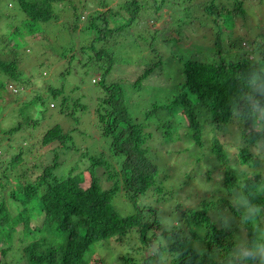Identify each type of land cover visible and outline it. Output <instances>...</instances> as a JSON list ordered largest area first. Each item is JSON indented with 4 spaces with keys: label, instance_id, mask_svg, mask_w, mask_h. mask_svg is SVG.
Returning a JSON list of instances; mask_svg holds the SVG:
<instances>
[{
    "label": "trees",
    "instance_id": "obj_1",
    "mask_svg": "<svg viewBox=\"0 0 264 264\" xmlns=\"http://www.w3.org/2000/svg\"><path fill=\"white\" fill-rule=\"evenodd\" d=\"M2 1L0 102L4 103L10 96L9 83L20 79L18 67L28 54L25 45L28 41H41L39 25L62 21L58 9H70L76 30H79L78 21L84 22L90 16L91 29L98 23L105 24L106 27L97 28L99 36L95 40L100 43L111 32L117 34L127 27L123 25L110 31L107 20L102 21V17L113 14V21L126 19L131 23L148 3L153 1L156 5V0H128L125 7L116 9L108 0V4L104 0H9L6 5ZM202 1L162 0V4L181 15L192 6H199L196 13L208 22L205 28L217 29L216 33L207 31L215 36L214 47L220 52L222 32L228 35L230 46L236 19L245 28L248 25L246 1ZM82 8L89 12L78 16ZM15 14L19 21L16 25ZM263 46L264 35L252 40L250 53L259 55L255 62L239 56L234 62L188 60L183 63L179 93L168 104L152 105L145 113L146 117L157 114L158 130L150 132L154 138L165 134V143L159 145L155 141L151 145L163 146L167 148L165 151L148 145L151 134L147 135L145 128L131 119L122 87L105 83V76L114 65L113 54L103 48L95 50L92 44L79 48L80 54L93 52L95 63L102 62L97 66L104 71L103 78L98 80L102 83L103 97L99 100L97 97L93 115L101 136L108 141L109 156L105 158L104 153L92 156L89 150H81L73 141L78 129L64 130L56 121L42 134L40 145L46 151L42 156L34 155L32 132L40 131L42 122L35 116L41 112L39 105L43 106L44 102L37 91L36 98L22 103L19 112L25 108L26 115L32 113L25 116V125L19 123L9 131L0 127V242L4 244L0 248V264H5L15 240L20 252L13 251L12 261L17 264H82L89 250L106 241L112 246L128 241V253L119 256L120 264H264ZM151 71L146 69L136 79L135 87L139 88ZM68 75V70L61 74L63 78ZM46 91L52 99L60 98V113L66 118L72 117L66 107L64 83L56 88L49 86ZM49 106L54 108V104ZM81 107L78 101L73 103L74 110ZM6 108L0 103V121L5 117ZM257 111H261L258 115L261 122L257 124L260 132L248 126L256 122ZM8 113L15 114L12 109ZM174 119L179 122L172 127ZM234 123L239 126L238 133L229 134L231 145H227L219 140L216 132ZM207 127L212 130V137L205 141ZM15 135L18 140L10 143ZM192 148H197L196 155L188 154ZM198 149L202 154H198ZM59 151L79 157L65 175H57L62 165ZM158 152L165 157L157 156ZM180 153L187 161L197 157L196 163L206 168L193 171H205L208 181L213 172L220 174L221 182L214 183L213 193L196 196L192 184L199 177L198 172L195 176L187 175L188 182L174 179L173 173L185 165L179 158ZM231 160L236 162L234 166L230 165ZM82 164L86 167L82 168ZM181 195L192 197L195 205L183 209ZM121 202L129 208V212L124 208L127 214L119 212ZM224 206L239 221L238 225L228 226L213 220V211ZM240 226L245 232L242 246L235 236ZM92 262L106 264L100 258Z\"/></svg>",
    "mask_w": 264,
    "mask_h": 264
},
{
    "label": "rangeland",
    "instance_id": "obj_2",
    "mask_svg": "<svg viewBox=\"0 0 264 264\" xmlns=\"http://www.w3.org/2000/svg\"><path fill=\"white\" fill-rule=\"evenodd\" d=\"M84 2L85 0H80ZM150 0H148L149 2ZM203 2L202 0H200ZM244 8L247 9V26H243L239 19H236V29L231 33L230 46H228V35L222 32L221 48L220 52L216 50L218 47H214L215 36L217 29H209L207 23L202 21L197 15L196 11L200 8L196 5L192 6L190 10L188 9L182 15L177 11L166 7L162 4V0H156V5L154 2H150L146 7L138 14L136 19L131 23L127 22L126 19H119V21H113V14L102 17V21L108 23L109 30L120 28L121 32L110 33L111 35L100 43H97L95 39L99 36L97 33V28L106 27L103 23H98L96 28L89 26L92 22L91 16L88 20L84 22L78 21L80 24L77 28H74L73 15H69L70 9H58L57 14L62 19L59 18L58 24H47L39 25L40 40H34L25 45V55L21 60L20 68L18 70L21 72L19 76V81L17 83H9L12 88H10V96L7 99V103L0 102L6 105L5 117L0 121L1 129L9 131L14 128L17 124L25 122V116H32L25 114V108L22 112V103H29L32 101L33 97H37V91H40V97L43 99L44 105H39L41 112L35 116V118L40 117L41 124L38 127L40 131L36 130L32 132L34 135V140H32L33 154L39 155L44 153L46 150L40 145L42 140V134L44 131L51 127L52 124L56 123L61 125L64 130L77 128L76 134L74 135L73 141L81 149L91 152V155H98L99 153H104V157L108 158V141L101 136L100 128L95 122L94 111L98 100L103 97V91L101 89V84L98 80L104 76L103 68H99L97 65L102 64L95 63L93 58V52H88V54H80V49L87 47L90 44L94 46V49H105L107 52L113 54L114 65L108 75L105 77V83L118 84L123 90V101L128 108L129 115L134 122L141 124L146 130V134H151L150 140L147 142L149 146L154 147L159 151H165L167 148L163 146L151 145L155 141L162 145L165 143L164 136L154 138V133L150 131L158 130L159 119H157V114L151 116L145 115L147 111L152 109V105L168 104V102L179 93L180 85L182 81V69L183 63L188 60H194L203 63L220 62L221 60L226 62H234L239 56H244L249 60L255 62L259 55H252V40L258 35L263 37L264 35V5L260 1L264 0H245ZM79 2V0H75ZM110 6L117 7L116 9H121L125 7L128 0H108ZM104 4H108L106 0L103 1ZM2 4H9V0H3ZM206 6V5H205ZM3 7V6H2ZM189 8V7H188ZM106 11V10H104ZM13 14L15 13L12 10ZM88 9L82 8L78 11V16L88 13ZM125 16V14H124ZM16 22L18 24L17 15L15 14ZM82 21V19H81ZM72 26V30H70ZM7 28V25L3 26ZM75 32H74V31ZM68 31V32H67ZM262 38H260L261 40ZM59 48L62 46L61 49ZM41 47V48H39ZM264 47V46H263ZM80 48V49H79ZM249 53L247 54V52ZM72 55V56H71ZM92 57V58H91ZM261 65V63L259 64ZM151 69L149 76L142 82L141 86L135 87L136 79L146 70ZM68 70L69 75L67 77H62L61 74ZM96 81L95 83H92ZM98 81V82H97ZM62 83L65 85V97L68 98L67 106L68 111L71 112L72 117H64L60 109V98L58 100L52 99L47 90L49 86L58 87ZM75 101L79 102V106H82L79 110H74L73 103ZM54 104V108L49 106ZM14 111V116L9 115L8 111ZM75 111V112H74ZM74 112V113H73ZM261 111H257L255 114L256 122L249 124V128L252 131L260 132L261 129L257 125L260 119L258 115ZM264 115V111L262 112ZM19 114V115H18ZM182 117V116H181ZM180 118V117H179ZM261 118V117H260ZM262 119V118H261ZM47 121L46 123L43 121ZM264 120V119H263ZM179 119H174L171 122L172 127H175ZM261 122V121H260ZM24 124V123H23ZM186 124V122H184ZM25 125V124H24ZM26 127V126H24ZM140 127V126H139ZM239 126L236 123L231 124L222 130L217 131V136L219 140L223 143L230 144V137L236 136L238 133ZM204 140L208 141L212 134L210 128H204ZM4 137V134H3ZM16 135L10 140V143L16 142ZM23 146L26 142H22ZM18 144H20L18 142ZM208 145V144H207ZM71 146V144H68ZM6 147V146H4ZM197 148H192L190 155L194 154ZM38 152L36 153V151ZM176 150V149H175ZM233 151V150H232ZM1 152V150H0ZM36 153V154H35ZM202 154L198 149V154ZM59 170L57 175L67 174V169L73 167L77 164L79 157L76 154H72L68 151L61 152ZM187 154V155H188ZM1 155V154H0ZM46 155V154H45ZM157 156L165 157L164 153H157ZM166 157H168L166 155ZM48 158V155L46 156ZM179 158L184 160L185 165L182 166V170L174 172V179L178 181H186L187 175L195 176L194 173L198 171H193L194 168L200 169L206 166L202 163L197 164V157L190 160L186 159L180 153ZM233 158L236 159L235 156ZM171 159V158H170ZM195 161V162H194ZM86 161H84L85 163ZM172 163H174L172 161ZM236 163L231 160L230 165L234 166ZM81 167H86L84 164ZM162 167V166H160ZM222 168V167H221ZM176 169V168H175ZM195 169V170H196ZM193 171V172H192ZM205 171H200L199 177H197L192 186L195 189L196 196H207L205 193H213L214 183H220L221 178L219 173L213 172L210 176V181L207 180V174L203 173ZM78 172H75V174ZM169 172L168 174H171ZM177 173V174H176ZM218 188H221L218 185ZM224 189L221 191V196H225ZM220 193V191H219ZM218 193V194H219ZM219 196V195H218ZM191 199V200H189ZM191 198H187L186 195H181V202H183V209L191 208L190 205L194 206L195 201ZM117 202L120 203L119 200ZM122 204V202H121ZM119 204V212L124 215V208L128 210L129 208L125 205ZM213 220L223 223L228 226H235L239 224V221L233 217L230 209L226 206L224 208L213 211ZM264 222V218H262ZM264 232V226H261ZM20 229V228H19ZM264 235V233L262 234ZM236 238L239 240L240 246L245 241V232L242 227L236 231ZM127 238H129L127 236ZM3 243V242H2ZM0 242V248H4V244ZM18 241L12 246V249L7 252V257L4 260L5 264H17L12 261L13 251L17 250ZM128 241L122 245L114 244L112 246L110 241L103 242L99 245H95L86 254V258L82 261V264H92L93 259L100 258L106 261V264H120L118 262L119 256L124 253H128L126 248L128 247ZM141 247L142 244H139ZM238 254V251H236ZM20 264V263H19Z\"/></svg>",
    "mask_w": 264,
    "mask_h": 264
},
{
    "label": "clouds",
    "instance_id": "obj_3",
    "mask_svg": "<svg viewBox=\"0 0 264 264\" xmlns=\"http://www.w3.org/2000/svg\"><path fill=\"white\" fill-rule=\"evenodd\" d=\"M95 82H96V81H93V80H92V83H95Z\"/></svg>",
    "mask_w": 264,
    "mask_h": 264
}]
</instances>
